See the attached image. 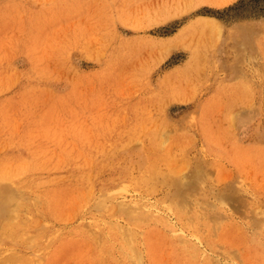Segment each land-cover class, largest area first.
<instances>
[{
  "label": "rangeland",
  "instance_id": "obj_1",
  "mask_svg": "<svg viewBox=\"0 0 264 264\" xmlns=\"http://www.w3.org/2000/svg\"><path fill=\"white\" fill-rule=\"evenodd\" d=\"M24 147L56 186L86 163L95 198L146 207L99 227L76 192L30 264H264V0H0V161ZM197 168L186 208L173 179ZM106 227L133 240L95 257Z\"/></svg>",
  "mask_w": 264,
  "mask_h": 264
},
{
  "label": "bare ground",
  "instance_id": "obj_2",
  "mask_svg": "<svg viewBox=\"0 0 264 264\" xmlns=\"http://www.w3.org/2000/svg\"><path fill=\"white\" fill-rule=\"evenodd\" d=\"M41 158L40 150L24 147V149H20L17 158L7 157L0 161V165L2 162L14 161V165L9 169H0V264H30V258L26 256L28 243L34 242L36 248L41 247L39 252L41 254L44 251V246L48 245L50 238V234H47L44 239V233L38 231L43 223L44 213L61 211L63 200L66 197L74 196L76 192V198L81 196L83 201L81 203L82 208L93 205L100 210V216L93 217L94 223L99 227V221L107 220L106 217L110 214L108 212L113 210L122 215H127L128 222H135L138 219V214L140 215L141 211L146 210V207L141 203L115 202L111 198L113 196L112 190L102 192L95 198L89 191L92 180L89 173L86 174V163H82L78 171L77 166L69 169L71 181L73 182L75 179L74 183L56 186L53 184V179H50L49 182V178H45L41 172L43 169L53 170L56 167L50 165L46 160H41ZM201 170L197 168L190 175L173 179L177 181L176 185L178 186L173 198L177 204L187 208L192 197H202V194H199V189L205 184L206 175ZM146 174L149 175V178H144V180L147 181L146 185H148L152 175L148 172ZM101 185L106 186L104 182H101ZM28 190L33 191L35 196L31 197L32 195ZM183 210H180L178 214H183ZM106 228V233L102 228L98 230L99 236H92V242L99 243L95 257L103 256L107 237H117L112 228ZM81 234L88 237V229L82 230ZM117 238L120 239L122 245L129 244L133 240L131 233L125 230ZM36 248H32V255L37 252Z\"/></svg>",
  "mask_w": 264,
  "mask_h": 264
}]
</instances>
